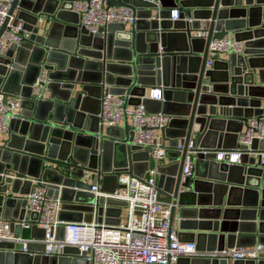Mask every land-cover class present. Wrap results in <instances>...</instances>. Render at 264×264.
I'll return each mask as SVG.
<instances>
[{
  "label": "water",
  "instance_id": "obj_1",
  "mask_svg": "<svg viewBox=\"0 0 264 264\" xmlns=\"http://www.w3.org/2000/svg\"><path fill=\"white\" fill-rule=\"evenodd\" d=\"M75 1L16 0L11 8L27 33L21 45L0 54V98L25 100L0 141V214L22 219L32 179H42L63 202L61 221L88 222V215L89 221L119 223L126 202L97 198L92 187L114 194L121 174L144 178L153 166L152 148L133 143L127 117L123 127L100 126L104 86L131 95L135 105L160 89L162 101L143 103L150 113L170 117L164 134L171 140L165 155L171 164L159 167L158 189L174 204L171 225L178 212L180 229L194 231L187 240L201 253L264 245V166L256 156L264 152V140H254V155L240 163L231 164L229 156L217 160L218 152L237 148L247 120L260 113L264 0H245V7L244 0H105L108 7H132L138 20L96 34L80 26ZM174 9L181 10L178 21L171 20ZM228 35L245 43L243 52L226 54L208 69L210 42ZM43 72L48 94L36 99L32 85ZM194 135V176L184 177L187 147L183 153L176 147ZM12 227L20 236L22 228ZM32 231L44 239L43 229ZM56 237L63 240V227ZM22 249L21 243L0 242V264H86L74 247L57 256L45 255L44 244H29L28 253ZM178 264L228 261L197 256Z\"/></svg>",
  "mask_w": 264,
  "mask_h": 264
},
{
  "label": "built area",
  "instance_id": "obj_2",
  "mask_svg": "<svg viewBox=\"0 0 264 264\" xmlns=\"http://www.w3.org/2000/svg\"><path fill=\"white\" fill-rule=\"evenodd\" d=\"M151 1L157 3V0ZM15 2L16 0H0V28L7 22L0 37V54L12 45H21L27 33L17 14L10 15ZM73 10L79 15L80 26L91 34H96L110 24L131 25L138 20L132 7H108L105 0H78L74 2ZM180 15L181 10L174 9L171 20H180ZM244 48L245 43L237 41L233 35L213 39L209 45L206 67L212 68L216 56L242 53ZM47 80L48 76L43 72L32 85V94L36 99L47 96ZM24 100L22 95H5L0 98V133H9L11 122L23 112ZM131 100V95H116L109 91L108 86H104L100 126L105 129L122 127L121 124L127 117L129 126L134 131L133 143L142 148H152L153 166L144 178L121 174L114 194L102 193L99 185L93 186L91 190L97 198L126 202L127 205L122 208V211L126 209L125 221H122V215L119 223H99L97 219L90 222L61 221V198L54 199L48 184L42 179H32V188L24 197L27 205L23 218L16 221L6 220L0 214V242L21 243L25 253H28L29 244H44V254L47 256L61 255L66 247L78 248L81 254H85L83 258L86 264H178L180 258L197 256L233 262L264 260V245L261 244L201 253L197 251L195 242H184L180 239L178 229L174 224L171 225L174 204L170 199H161L158 189V169L170 147V143L161 142L160 136L167 128L170 117L163 112L150 113L143 103L144 100L162 101V91L151 90L148 96L141 99L139 105L131 106ZM258 110L260 113L249 118L239 134L237 148L218 152V161H224L229 156L230 163L235 164L240 163L246 154L254 155L251 150L253 141L264 140V99L261 100ZM185 140L179 141L176 148L183 153L187 147L183 176L193 177L197 141L193 136L186 145ZM245 147L249 153L244 150ZM256 156L260 158V165L264 166V152ZM12 224L14 228H22L20 236H16ZM34 227L45 231L44 239L35 236L23 237L24 230H33ZM61 227L64 228V238L58 240L57 230Z\"/></svg>",
  "mask_w": 264,
  "mask_h": 264
},
{
  "label": "crops",
  "instance_id": "obj_3",
  "mask_svg": "<svg viewBox=\"0 0 264 264\" xmlns=\"http://www.w3.org/2000/svg\"><path fill=\"white\" fill-rule=\"evenodd\" d=\"M244 7H245V0H244V5H243ZM49 19V18H48ZM47 22V21H46ZM45 25H46V23H45ZM47 26V25H46ZM227 58V56H226V54H223V55H218V56H216L215 57V60H220V59H226ZM149 91H148V93H147V96L149 95ZM138 102V100L137 99H133L132 100V105H135L136 103ZM131 105V106H132ZM157 104H154V106H156ZM121 126L123 127L124 126V122L121 124ZM3 135H6V134H2V133H0V136H3ZM194 137H195V139H197L198 138V136H196V135H194ZM160 140H161V142H166V143H170L171 142V140L170 139H168L166 136H165V134H164V132L161 134V136H160ZM171 156H173V154L171 155ZM160 164L161 165H170L171 163L170 162H168L166 159H164V160H162L161 162H160ZM158 180H159V176H158ZM160 197H161V199H163V200H167L168 198L167 197H165L164 195H160ZM123 214H122V221L124 222L125 221V219H126V209H123ZM124 216H125V218H124ZM86 219H88V222H90L89 221V216L87 215L86 216ZM181 218H180V216H179V213L177 212L176 213V215H175V220H174V226L178 229V231H179V236L181 237V240L182 241H184V242H191V241H188L187 240V235H189V234H193L194 233V231L193 230H191V229H188V230H182V229H180V223H181ZM22 235H23V237H25V238H30V237H32V235H34V236H37L38 235V231H32V230H24L23 231V233H22ZM196 243V242H195ZM209 244H208V242L206 243V246H208ZM228 264H235V262H233V261H231V260H229L228 261Z\"/></svg>",
  "mask_w": 264,
  "mask_h": 264
},
{
  "label": "rangeland",
  "instance_id": "obj_4",
  "mask_svg": "<svg viewBox=\"0 0 264 264\" xmlns=\"http://www.w3.org/2000/svg\"><path fill=\"white\" fill-rule=\"evenodd\" d=\"M42 28H44V26ZM7 136L8 135L0 136V141H5L7 139ZM124 218H125V216H124Z\"/></svg>",
  "mask_w": 264,
  "mask_h": 264
}]
</instances>
